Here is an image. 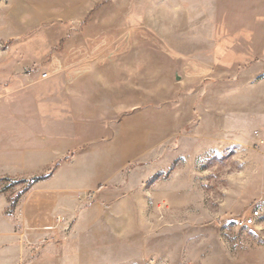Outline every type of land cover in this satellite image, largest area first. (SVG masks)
<instances>
[{
	"label": "rangeland",
	"instance_id": "obj_1",
	"mask_svg": "<svg viewBox=\"0 0 264 264\" xmlns=\"http://www.w3.org/2000/svg\"><path fill=\"white\" fill-rule=\"evenodd\" d=\"M28 4L95 6L83 51L55 36L49 49L37 29L19 52L0 41L5 63L47 75L38 115L50 110L79 173L68 175L78 217L42 242L60 264H264V0H0L10 22H30ZM18 180L0 191L16 199L29 185Z\"/></svg>",
	"mask_w": 264,
	"mask_h": 264
},
{
	"label": "crops",
	"instance_id": "obj_2",
	"mask_svg": "<svg viewBox=\"0 0 264 264\" xmlns=\"http://www.w3.org/2000/svg\"><path fill=\"white\" fill-rule=\"evenodd\" d=\"M25 6L27 15L30 16L28 23L23 20L17 21V18L11 22L7 21L4 18L5 9L0 7L1 42L12 41L14 50L17 49L19 52L20 48L17 46L22 43L25 33L37 29L36 33L44 31L49 49L55 36L58 40L64 39L65 52L70 49L85 50L82 46L85 40L79 31L85 22L94 29L95 16L85 19L86 14L94 13V5L83 7L82 14L75 8L77 6H69V9H65L68 11L63 14L59 8L55 9L56 6L47 7L48 11L45 13L31 7L30 4ZM13 10L15 12V9ZM128 18L125 15L126 21ZM29 39L34 40L30 45L32 51L36 52L37 35L34 39L33 37ZM13 48L9 50L12 51ZM4 54L0 52V188H7L2 187L5 180L30 181L36 173L55 167L49 173L43 174H50L46 180L31 185L16 199L6 195L5 190L0 191V264H60L64 253L60 251L59 246L42 242L46 238V232L53 228H56V231L61 229L63 218L78 217V207L71 194L73 189L69 186L72 179L69 176L77 177L79 173L73 170L72 166L75 164L70 166V162L65 160L70 145L56 140L55 135L53 136L54 131L46 127L48 120L52 119L50 110L47 114L38 115L37 108L40 102L37 89L43 82L41 74L27 73L29 69L26 68L29 66L24 67L18 60L5 63ZM34 62L35 60L30 61V64ZM75 66L76 71H81L79 64ZM25 70L27 74L22 73ZM64 70L68 72L69 65ZM47 86L49 87L48 84L43 85L45 88L43 98L46 100L52 96V93L47 91ZM85 86L81 81L78 91ZM73 102L77 105L81 103L75 98L72 99ZM43 126L46 127L44 131ZM7 127L10 131L6 129ZM6 136H13L10 140L12 142H7L6 146L13 151V155L6 154L4 146ZM38 143L42 146L40 152H37Z\"/></svg>",
	"mask_w": 264,
	"mask_h": 264
},
{
	"label": "built area",
	"instance_id": "obj_3",
	"mask_svg": "<svg viewBox=\"0 0 264 264\" xmlns=\"http://www.w3.org/2000/svg\"><path fill=\"white\" fill-rule=\"evenodd\" d=\"M46 76H47L46 74H42L40 77L41 78H46ZM255 135H256V137H255L256 141H255L254 146H255V148L258 149L259 147H261L263 145L264 141L262 139H260V137L258 136L257 133H255ZM259 215H260V212L258 210L253 211L251 216H249L248 218L243 219L242 222L239 223V226L240 227L253 226L255 221H256V219L259 218Z\"/></svg>",
	"mask_w": 264,
	"mask_h": 264
},
{
	"label": "trees",
	"instance_id": "obj_4",
	"mask_svg": "<svg viewBox=\"0 0 264 264\" xmlns=\"http://www.w3.org/2000/svg\"><path fill=\"white\" fill-rule=\"evenodd\" d=\"M50 176V174L48 175H43L41 177H36V178H33L29 181V185H28V188L31 187V185L35 184V183H38L40 181H43V180H46L48 177ZM27 188V189H28Z\"/></svg>",
	"mask_w": 264,
	"mask_h": 264
}]
</instances>
